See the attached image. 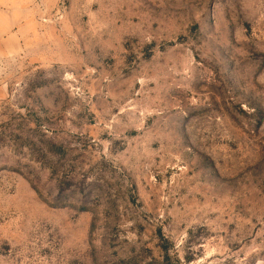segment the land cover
Here are the masks:
<instances>
[{
	"label": "rangeland",
	"instance_id": "1",
	"mask_svg": "<svg viewBox=\"0 0 264 264\" xmlns=\"http://www.w3.org/2000/svg\"><path fill=\"white\" fill-rule=\"evenodd\" d=\"M0 264H264V0H0Z\"/></svg>",
	"mask_w": 264,
	"mask_h": 264
}]
</instances>
